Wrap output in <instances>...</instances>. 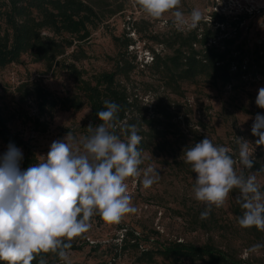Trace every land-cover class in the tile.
<instances>
[{
    "label": "rangeland",
    "instance_id": "1",
    "mask_svg": "<svg viewBox=\"0 0 264 264\" xmlns=\"http://www.w3.org/2000/svg\"><path fill=\"white\" fill-rule=\"evenodd\" d=\"M83 1L95 10L96 27L91 29L86 41L68 48L59 64L48 68L44 62H32L28 55H22L18 63L0 70V107L8 118L10 129L29 141L38 160L47 154L54 140L63 138L69 131L86 135L90 124L88 107L78 111L56 109L48 119L38 113L33 94L35 87L46 88L56 95L69 94L74 91L75 82L62 68V63H72L92 73L112 70L115 59L135 55L137 66L126 84L139 96V109H146L148 115L157 109V103L167 109L172 123L170 129L176 131V138L162 150L154 147L142 152L141 169L155 168L160 174L158 182L144 189L140 183L142 177L129 178L126 183L137 211L126 215L119 224L92 220L84 247L80 251H69L71 264H144L136 259L140 250L172 240L200 244L212 239L221 247L233 246L241 249L243 257L249 256L246 250L259 241L239 226L231 212L238 190L230 192L223 207L213 206L209 217L201 220L200 213L205 205L194 197L196 174L184 162L183 150L200 142L205 135L214 144L229 148L234 144L238 149L237 137L254 144L257 137L251 133L252 124L257 114L264 115V109L256 105L255 99L258 90L264 87V79L250 77L236 86H212L197 81L183 85V96L169 94L158 87L144 63H150L152 51L171 54L175 46L159 42L167 40L171 45L179 31L185 33L188 29L178 30L172 24L170 13L160 20L147 17L138 7L132 6L131 0ZM234 6L235 0H181V10L187 14L199 8L204 13L202 21L209 20L208 14L213 7L227 16H243L234 45L238 44L246 53L254 44L264 41V9L248 13L236 7L229 12ZM37 116L39 121H48L46 131L35 130L32 119ZM249 147L255 148L252 144ZM260 148L264 147H256L255 151ZM6 151L7 146L0 142V157ZM235 169L241 172V165L237 163ZM256 175L257 182L263 185L264 177ZM251 255L264 259V249ZM151 264L171 263L157 257ZM176 264L201 263L185 260Z\"/></svg>",
    "mask_w": 264,
    "mask_h": 264
},
{
    "label": "clouds",
    "instance_id": "2",
    "mask_svg": "<svg viewBox=\"0 0 264 264\" xmlns=\"http://www.w3.org/2000/svg\"><path fill=\"white\" fill-rule=\"evenodd\" d=\"M131 2L154 20L170 13L178 30L195 29L204 18L199 8L187 14L182 11L181 0ZM255 103L264 109V87L258 90ZM103 104V110L96 113L100 123H90L86 135L69 131L26 169L20 167L22 150L9 143L0 157V264H32L41 253H53L63 264H71L72 241L91 229L94 216L119 224L137 211L126 183L129 178L142 177L144 189L158 182L160 174L155 168L140 167L144 160L137 126L120 123L119 104L109 100ZM251 133L257 137L254 144L237 137L236 152L214 144L206 135L184 148V162L196 174L194 197L205 205L201 220L209 217L213 206L223 207L236 189L235 200L243 209L239 226L264 232V190L257 182V172L245 175L235 169L237 163L242 169L253 168L255 148L264 147V115L255 116ZM261 249L264 244L257 243L246 254ZM37 264L47 261L41 257Z\"/></svg>",
    "mask_w": 264,
    "mask_h": 264
},
{
    "label": "trees",
    "instance_id": "3",
    "mask_svg": "<svg viewBox=\"0 0 264 264\" xmlns=\"http://www.w3.org/2000/svg\"><path fill=\"white\" fill-rule=\"evenodd\" d=\"M208 16L209 20L200 22L201 27L185 33L179 31L171 45L167 40L159 42L175 46L171 54L160 55L152 51L150 63H144L149 74L158 82V87L169 94L183 96V85L195 84L197 81L212 86H236L250 77L260 76L264 79V41L254 44L246 53L238 44L234 45L240 34L239 24L243 16H227L216 11H210ZM97 19L93 7L83 0H3L0 4V70L9 64L18 63L22 55H28L32 62H44L48 68L59 64L68 48L88 39L91 29L96 27ZM135 58V55L130 58L121 56L114 60L112 70L92 73L78 69L72 63H62V68L70 73L75 82L74 91L56 95L46 88L35 87L33 94L39 115L50 119L56 109L78 111L86 106L89 108L88 120L95 126L100 123L96 113L103 110V101H113L121 106L120 123L135 124L139 129L142 141L138 147L142 152L154 147L164 149L176 138V131L170 129L171 117L162 105L157 103V109L149 115L146 109H139V96L126 84L137 66ZM32 122L36 131L47 130L48 121H39L37 116ZM117 134L121 139L125 138L119 131ZM0 142L7 147L12 143L23 151L21 169L39 161L29 141L10 129L1 107ZM231 149L233 152L237 150L234 144ZM253 159V168L247 170L241 166V171L245 175L249 171L257 172L264 177V148L255 151ZM261 189L264 190V184ZM231 212L236 221L243 214L236 200L232 202ZM92 220L98 223L103 221L98 215ZM243 229L263 244L262 231L255 227ZM86 239V233L75 238L69 251H80ZM41 257L46 259L47 264L60 262L53 253H41L32 264H37ZM157 257L171 264L185 260L201 264H264L263 256L243 257L241 249L229 245L221 247L212 239L200 244L167 241L140 250L136 259L151 264Z\"/></svg>",
    "mask_w": 264,
    "mask_h": 264
},
{
    "label": "built area",
    "instance_id": "4",
    "mask_svg": "<svg viewBox=\"0 0 264 264\" xmlns=\"http://www.w3.org/2000/svg\"><path fill=\"white\" fill-rule=\"evenodd\" d=\"M236 6L232 7L229 12L235 11L234 9L239 8L245 10V12L252 13V12H258L261 9H264V0H235ZM212 11H217L215 7H213ZM224 14V13H223Z\"/></svg>",
    "mask_w": 264,
    "mask_h": 264
}]
</instances>
